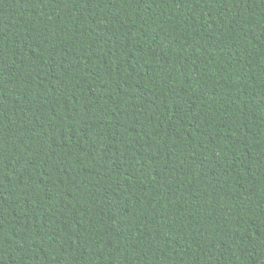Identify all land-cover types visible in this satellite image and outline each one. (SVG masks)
<instances>
[{
	"label": "trees",
	"instance_id": "obj_1",
	"mask_svg": "<svg viewBox=\"0 0 264 264\" xmlns=\"http://www.w3.org/2000/svg\"><path fill=\"white\" fill-rule=\"evenodd\" d=\"M0 264H264V0H0Z\"/></svg>",
	"mask_w": 264,
	"mask_h": 264
}]
</instances>
